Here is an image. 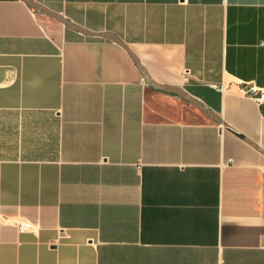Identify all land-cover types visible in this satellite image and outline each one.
<instances>
[{
  "label": "crops",
  "instance_id": "crops-1",
  "mask_svg": "<svg viewBox=\"0 0 264 264\" xmlns=\"http://www.w3.org/2000/svg\"><path fill=\"white\" fill-rule=\"evenodd\" d=\"M250 85L264 0H0V264H264Z\"/></svg>",
  "mask_w": 264,
  "mask_h": 264
},
{
  "label": "built area",
  "instance_id": "built-area-1",
  "mask_svg": "<svg viewBox=\"0 0 264 264\" xmlns=\"http://www.w3.org/2000/svg\"><path fill=\"white\" fill-rule=\"evenodd\" d=\"M238 84L241 85L242 83H238ZM245 90H246V93H248L253 98V100L256 102L258 107L263 108L264 88H258V87H255L254 85H250ZM16 227L19 232H26V231L34 232L36 229V227L28 221H20L16 225Z\"/></svg>",
  "mask_w": 264,
  "mask_h": 264
},
{
  "label": "bare ground",
  "instance_id": "bare-ground-1",
  "mask_svg": "<svg viewBox=\"0 0 264 264\" xmlns=\"http://www.w3.org/2000/svg\"><path fill=\"white\" fill-rule=\"evenodd\" d=\"M30 4H31V3H30ZM192 104H193L194 106H196L199 110H201V108H200L199 106H197L195 103L192 102Z\"/></svg>",
  "mask_w": 264,
  "mask_h": 264
},
{
  "label": "water",
  "instance_id": "water-1",
  "mask_svg": "<svg viewBox=\"0 0 264 264\" xmlns=\"http://www.w3.org/2000/svg\"><path fill=\"white\" fill-rule=\"evenodd\" d=\"M263 110H264V106H263Z\"/></svg>",
  "mask_w": 264,
  "mask_h": 264
}]
</instances>
